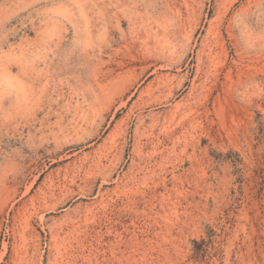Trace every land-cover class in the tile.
Here are the masks:
<instances>
[{"label":"rangeland","instance_id":"rangeland-1","mask_svg":"<svg viewBox=\"0 0 264 264\" xmlns=\"http://www.w3.org/2000/svg\"><path fill=\"white\" fill-rule=\"evenodd\" d=\"M0 264H264V0H0Z\"/></svg>","mask_w":264,"mask_h":264}]
</instances>
